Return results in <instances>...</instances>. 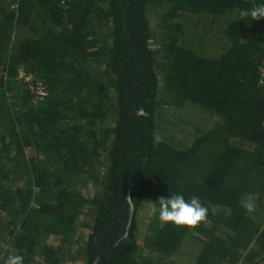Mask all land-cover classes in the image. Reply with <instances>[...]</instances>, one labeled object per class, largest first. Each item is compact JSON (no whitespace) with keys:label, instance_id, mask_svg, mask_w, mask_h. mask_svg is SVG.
<instances>
[{"label":"trees","instance_id":"1","mask_svg":"<svg viewBox=\"0 0 264 264\" xmlns=\"http://www.w3.org/2000/svg\"><path fill=\"white\" fill-rule=\"evenodd\" d=\"M258 3L0 0V264H264ZM176 194L207 220L151 214Z\"/></svg>","mask_w":264,"mask_h":264},{"label":"clouds","instance_id":"2","mask_svg":"<svg viewBox=\"0 0 264 264\" xmlns=\"http://www.w3.org/2000/svg\"><path fill=\"white\" fill-rule=\"evenodd\" d=\"M240 20L250 18L253 20L264 19V0H259L251 9H241L239 12ZM138 114H143L141 109ZM246 212H252L255 209V201L251 197L242 202L241 205ZM151 214L158 216L162 223H173L176 226L197 227L201 222L207 220L208 209L202 204L199 197L193 196L185 199L183 195L176 194L168 197H160L158 207L156 203L150 209ZM39 262L40 257H34ZM2 264H24V257L19 254L10 253Z\"/></svg>","mask_w":264,"mask_h":264},{"label":"built area","instance_id":"3","mask_svg":"<svg viewBox=\"0 0 264 264\" xmlns=\"http://www.w3.org/2000/svg\"><path fill=\"white\" fill-rule=\"evenodd\" d=\"M260 72L262 75V82H264V56L260 65ZM19 76L27 84V87L30 89L35 99H43L48 95V91L43 81L39 78H36L34 74L27 73L25 70L21 69Z\"/></svg>","mask_w":264,"mask_h":264},{"label":"rangeland","instance_id":"4","mask_svg":"<svg viewBox=\"0 0 264 264\" xmlns=\"http://www.w3.org/2000/svg\"><path fill=\"white\" fill-rule=\"evenodd\" d=\"M180 129H182L181 128V126L179 127ZM82 232H83V230H81ZM81 235H83V234H81ZM65 264H84V259L83 258H76V259H74V260H68V261H66V263Z\"/></svg>","mask_w":264,"mask_h":264}]
</instances>
